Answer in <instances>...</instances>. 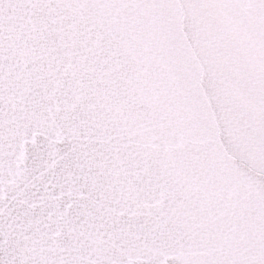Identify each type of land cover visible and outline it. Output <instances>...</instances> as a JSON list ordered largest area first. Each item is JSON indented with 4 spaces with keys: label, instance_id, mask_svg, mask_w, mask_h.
<instances>
[{
    "label": "snow or ice",
    "instance_id": "obj_1",
    "mask_svg": "<svg viewBox=\"0 0 264 264\" xmlns=\"http://www.w3.org/2000/svg\"><path fill=\"white\" fill-rule=\"evenodd\" d=\"M0 264H264V0H0Z\"/></svg>",
    "mask_w": 264,
    "mask_h": 264
}]
</instances>
